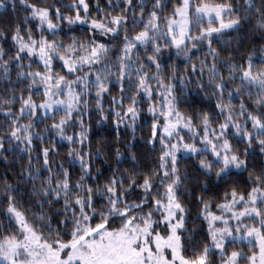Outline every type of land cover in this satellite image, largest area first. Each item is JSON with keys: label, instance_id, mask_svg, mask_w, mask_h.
Segmentation results:
<instances>
[{"label": "clouds", "instance_id": "1", "mask_svg": "<svg viewBox=\"0 0 264 264\" xmlns=\"http://www.w3.org/2000/svg\"><path fill=\"white\" fill-rule=\"evenodd\" d=\"M27 2L0 0V50L4 48L5 33L11 26L23 24L25 30L28 29L24 21L29 14L23 8ZM45 2L55 7L54 0ZM59 2L71 5L75 0ZM158 2L92 0L93 19L108 23L110 15H119L127 18L129 28L141 18L142 9L145 16L153 10L158 12L161 27L154 38L150 36L145 45L134 50L130 58L124 55L123 60L119 58L123 45L118 44L115 31L89 35L85 32L87 24L58 29V44H70L73 37L77 42L95 40L104 43L108 52L102 51L95 65L81 67L72 74L65 72L62 66L55 69V73L64 75L65 85L71 84L72 89L64 103L56 102L51 110L42 108L34 115L30 106L25 107L20 101L37 86L27 78L21 82L15 73L9 78L0 76V238L13 230L18 238L23 236L16 217L8 211L11 206L24 217L23 222L49 241L65 235L71 237L73 233L106 221L111 222V229L105 230L115 231L127 220L130 223L125 231L131 234L135 229L144 237L141 241L144 246L150 243L152 228L161 232L165 227L160 224L163 210L153 200H166L171 186L188 221L185 228L178 229V235L188 255L194 257L193 244L204 243L203 237L193 231L199 228L198 201L194 198L208 193L210 187L223 191L227 176H217L215 169L209 171L199 163L201 158L207 161L210 157L207 146L201 142L205 114L209 118L207 132L211 134L214 128L217 132L223 131L221 139H229L239 159L246 161L231 172L246 179L249 171L264 169V151L260 146L249 144L240 133L217 128L224 114L215 110L217 103L221 108L230 104L232 120L239 123L243 132L248 106L260 93V85L246 80L241 68L251 63L253 73H264V0H213L223 6V20L234 23L203 36L200 28L208 26V19L202 23L197 18L195 6L199 0H191L190 23H181L185 19L181 16L175 25L174 34L178 36L180 29H189L184 42L178 46L171 44L165 18L182 0H169L168 10L155 7ZM211 20L218 27L214 16ZM124 28L122 19L121 34ZM40 34H44L43 29ZM153 45L159 52L154 51ZM149 56L157 58L160 70L148 61ZM4 63L5 60H0V66ZM121 63L127 65L128 82L124 93L119 90ZM21 70L27 73L28 64ZM142 76L151 83L153 95L136 88ZM97 77L111 90L97 95ZM259 79L264 80V75ZM217 85L223 86V97ZM13 100L17 102L15 106ZM36 101L38 104V93ZM129 103H134L135 112L125 117L124 106ZM242 105L243 117L240 115ZM178 112L185 124L190 119L191 124L166 128L179 119ZM109 113L116 123L111 122ZM153 123L159 130L154 138L151 135ZM13 127L19 129L15 136L11 135ZM181 137L184 143L193 144L197 152L180 149L175 152V165L168 156L161 160V155L172 152L171 146L180 143ZM44 149L51 153L47 165L41 162ZM146 219L151 226L149 234L142 231L149 227ZM166 251H156L152 264H158L159 257ZM19 258L24 259L23 254ZM144 259L147 264L148 257Z\"/></svg>", "mask_w": 264, "mask_h": 264}, {"label": "snow or ice", "instance_id": "2", "mask_svg": "<svg viewBox=\"0 0 264 264\" xmlns=\"http://www.w3.org/2000/svg\"><path fill=\"white\" fill-rule=\"evenodd\" d=\"M55 7L47 4L45 0H28L23 5L24 10L29 14L24 23L29 27L25 30L23 24L19 27L11 26L5 33L7 39L4 42L3 50H0V60H5L0 66V76L9 78L15 73L18 80L23 82L27 78L31 84L36 85L35 91L23 96L20 103L31 108L34 115H38L42 108L52 109L56 102L64 103L65 98L71 95L72 85H65V77L60 73H55V69L62 66L68 74L75 73L79 68L95 65L103 51L107 54L108 49L104 43H97L95 40L88 42L76 37L72 38L70 44H58L56 37L58 29L66 25L87 24L85 32L91 35L93 32L104 31L109 34L116 32L118 44H122L119 58L123 60L124 55L131 57V53L140 45H145L149 37L154 38V34L161 27L160 16L153 10L134 22L129 28L126 17L110 15L109 22L93 19L92 0H75L71 5H62L59 0H54ZM157 8L169 9V0H159L155 5ZM222 5L214 3L213 0H199L195 6V14L203 23L208 19V26L200 28V35L210 34L220 29L229 27L234 21L225 22L221 15ZM192 3L191 0H182L179 7L169 12L165 18L167 34L172 46H178L184 42L185 35L188 34V27L180 29L179 36L174 34L178 17H185L181 23H190ZM215 17L218 27L213 25L211 18ZM125 24L123 33H120L121 23ZM44 34H40V30ZM63 35V33H60ZM189 38H191L189 36ZM154 51L159 52V48L153 45ZM12 57L11 60H7ZM148 61L155 65L157 70L161 65L155 56H149ZM28 64V71L25 73L24 64ZM127 65L121 63L120 71V91H126L124 85L127 84ZM193 70L195 68L193 67ZM241 74L246 80H251L254 84L260 85V93L252 98L249 105L246 122L243 132L240 131L238 122L232 120L231 105L217 103L215 110H220L223 115L222 123L216 125L229 132L240 133L245 141L251 145L260 146L264 151V80L259 79L264 73H253L252 65L242 66ZM163 80V77H162ZM99 88L97 95L110 91L103 85V81L97 77ZM147 85V87H145ZM162 86V83H161ZM136 88L146 95H153L151 83L146 76H142L136 82ZM223 97V86L217 85ZM63 89V91H61ZM55 90V91H54ZM39 94V103L36 101V94ZM79 100V97H76ZM16 105V101H12ZM113 103L115 99L113 98ZM253 105L255 107H253ZM240 115H245L243 108ZM17 110L23 112L22 108ZM214 110V111H215ZM135 112L134 103L124 106L123 115ZM165 117L168 113H164ZM179 119L170 122L167 127L175 128L178 124L188 127L184 123L183 116L178 112ZM112 113H109L111 119ZM204 125L202 143L207 146L210 157L205 161L201 158V167H208L209 171L215 169L216 175L224 177L225 187L223 191L210 187L208 193L197 196L194 199L197 203V216L199 218V228H194L203 237L204 243L196 241L193 244L195 256H189L188 250L184 248L178 229L187 226V216L184 208L176 200L171 186L168 187V197L166 200L156 201L163 214L160 217V224L165 225L161 232L151 229L149 236L150 243L142 246L144 240L135 229L129 234L125 229L130 221H125L118 230L111 229V222L95 223L94 226L83 230L81 233H73L58 238L55 241L43 239L32 227L24 221V217L13 207L9 206L8 211L16 217V224L23 233L22 238H18L15 230L11 234L0 238V261L3 264H146L144 259L148 257L147 264H152L156 260L154 253L158 250L167 251L159 257L158 264H264V169L252 170L248 172L245 179L243 176L237 177L231 172L246 161H241L239 155L233 150L232 142L221 139L224 132H217L214 128L209 134L207 127L209 118L207 114L202 121ZM19 129L13 127L11 135L15 136ZM159 134L156 124L152 125L153 138ZM31 143V141H30ZM167 147V146H166ZM172 152L161 155V160L166 156L171 158L173 165L177 163L175 152L180 149L197 152L196 147L190 143L181 142L171 146ZM51 153L44 149L41 151V162L49 164ZM147 183V179H145ZM125 215L127 213H124ZM145 224L149 225L146 219ZM149 227L142 231L149 234ZM206 230V231H205ZM7 231V230H6ZM23 254L24 259L19 257Z\"/></svg>", "mask_w": 264, "mask_h": 264}]
</instances>
